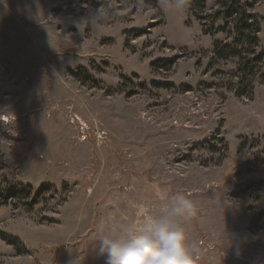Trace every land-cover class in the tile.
<instances>
[{
  "label": "rangeland",
  "instance_id": "rangeland-1",
  "mask_svg": "<svg viewBox=\"0 0 264 264\" xmlns=\"http://www.w3.org/2000/svg\"><path fill=\"white\" fill-rule=\"evenodd\" d=\"M241 1L260 50L264 0ZM99 3L0 0V174L51 185L31 209L0 205V230L28 249L0 239V263L65 264L72 251L103 264V232L182 191L196 264H264V164L250 165L264 158V79L234 94L237 59L213 56L226 36L203 32L198 7Z\"/></svg>",
  "mask_w": 264,
  "mask_h": 264
},
{
  "label": "trees",
  "instance_id": "trees-1",
  "mask_svg": "<svg viewBox=\"0 0 264 264\" xmlns=\"http://www.w3.org/2000/svg\"><path fill=\"white\" fill-rule=\"evenodd\" d=\"M104 0H100L102 4ZM120 6L135 0H118ZM146 4L156 7L157 0H143ZM205 0H187L191 7H198L195 12L197 19L201 20L203 32L213 34L217 31L225 33V39H215L213 43V56L220 58H236L237 64L231 72L234 80L231 86L236 96L252 97L254 81L264 79V47L257 49L260 30V18L249 11V4L241 0H219V5L211 13H202ZM123 8V7H122ZM114 9L101 15V20L114 16ZM218 21H220L218 23ZM169 63V62H168ZM77 77V74H73ZM185 90L190 87L184 86ZM264 164V158H255L250 165ZM51 185L41 184L33 189L28 183H20L0 174V205H6L14 200L13 204H21L31 209L38 202L41 194ZM34 190V191H33ZM34 192V193H33ZM0 239L12 245L17 254L26 253L27 247L18 237L0 230ZM2 264V263H0Z\"/></svg>",
  "mask_w": 264,
  "mask_h": 264
},
{
  "label": "clouds",
  "instance_id": "clouds-1",
  "mask_svg": "<svg viewBox=\"0 0 264 264\" xmlns=\"http://www.w3.org/2000/svg\"><path fill=\"white\" fill-rule=\"evenodd\" d=\"M170 9L181 10L187 0H168ZM95 16L99 8L93 9ZM89 13L85 16L88 22ZM196 213L195 203L176 191L160 211L137 223L127 220L103 232L93 249L103 264H196L198 256L183 224ZM65 264H83V257L72 251Z\"/></svg>",
  "mask_w": 264,
  "mask_h": 264
},
{
  "label": "crops",
  "instance_id": "crops-1",
  "mask_svg": "<svg viewBox=\"0 0 264 264\" xmlns=\"http://www.w3.org/2000/svg\"><path fill=\"white\" fill-rule=\"evenodd\" d=\"M225 242L229 243L227 240Z\"/></svg>",
  "mask_w": 264,
  "mask_h": 264
}]
</instances>
